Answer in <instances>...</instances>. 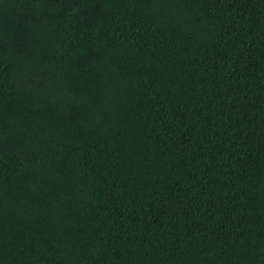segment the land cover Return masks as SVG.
Here are the masks:
<instances>
[{"label": "trees", "instance_id": "1", "mask_svg": "<svg viewBox=\"0 0 264 264\" xmlns=\"http://www.w3.org/2000/svg\"><path fill=\"white\" fill-rule=\"evenodd\" d=\"M0 264H264V0H0Z\"/></svg>", "mask_w": 264, "mask_h": 264}]
</instances>
